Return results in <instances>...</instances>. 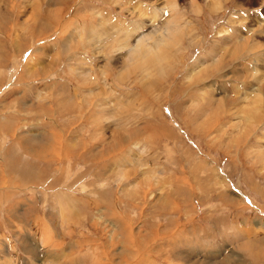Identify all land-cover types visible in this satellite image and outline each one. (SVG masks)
<instances>
[{
    "label": "rangeland",
    "instance_id": "obj_1",
    "mask_svg": "<svg viewBox=\"0 0 264 264\" xmlns=\"http://www.w3.org/2000/svg\"><path fill=\"white\" fill-rule=\"evenodd\" d=\"M216 1L0 0V264H264V0Z\"/></svg>",
    "mask_w": 264,
    "mask_h": 264
},
{
    "label": "bare ground",
    "instance_id": "obj_2",
    "mask_svg": "<svg viewBox=\"0 0 264 264\" xmlns=\"http://www.w3.org/2000/svg\"><path fill=\"white\" fill-rule=\"evenodd\" d=\"M207 6L211 9V10H213V11H219V9H220V4H219V2H217L216 0H207ZM195 7V5L193 4V3H191V9L192 8H194ZM166 9H160V10H158V11H154V17H153V22L152 23H155V22H157L161 17H162V15H163V12L165 11ZM168 11L171 13L169 16H168V18H167V20H164L161 24H160V36H161V33L162 32H165L166 33V35L164 36V38H165V42H164V40L163 41H161L160 43L163 45L164 44V46H165V44H168L169 42L171 43H173V40H179L180 39V37H181V35H182V30H181V28H180V26H179V18H177V16H178V14L176 13V10L174 9V8H172V9H168ZM196 12H198V10L196 11ZM110 19V18H109ZM112 19V18H111ZM150 19V18H149ZM118 20V19H117ZM117 20H114V21H117ZM150 21H151V19H150ZM109 22H111V21H109ZM118 22V21H117ZM114 23V22H113ZM112 23V24H113ZM119 24L120 23H122V22H120V19H119V22H118ZM118 23H116L115 22V24H117L118 25ZM116 25V26H117ZM121 25V24H120ZM131 25V24H130ZM130 25H129V27H130ZM114 26L113 25V28L115 27V28H117V27H119V26ZM135 26L137 27V24H135ZM134 26V27H135ZM139 26V25H138ZM257 26H258V28L260 27L261 28V24H259V23H257ZM121 27V26H120ZM119 27V28H120ZM101 28V27H100ZM124 28V27H123ZM139 29H141V28H139ZM116 30V29H115ZM119 29H117V31H118ZM120 30H122V29H120ZM125 30H126V28H125ZM130 30V29H129ZM237 30V29H236ZM248 30V29H247ZM258 30V29H257ZM260 30V29H259ZM102 31V30H101ZM104 31V30H103ZM116 31V32H117ZM122 31H124V29L122 30ZM105 32V31H104ZM103 32V33H104ZM128 32V31H127ZM228 32V31H227ZM238 32V31H237ZM93 33V32H92ZM99 33V32H98ZM129 34L130 33H132V31H129L128 32ZM221 34H222V32H220ZM235 33V32H234ZM100 34H101V32H100ZM124 34V33H123ZM244 34V33H243ZM93 35V34H92ZM127 35V34H126ZM226 35V34H225ZM246 35V34H245ZM118 36H119V34H118ZM124 36V35H123ZM241 36V35H240ZM90 37V36H89ZM129 38H130V36H128ZM142 37H144V36H142ZM162 38H163V36H161ZM94 38V37H93ZM100 38H101V36H100ZM125 38V37H124ZM123 38V39H124ZM141 37H139L138 39H140ZM151 38H153V37H151ZM151 38H150V40H151ZM137 39V40H138ZM235 39V38H234ZM125 40V39H124ZM123 40V42H125ZM239 40V39H238ZM94 41V40H93ZM101 42H103V41H101ZM100 41H99V43H101ZM122 42V40H120L119 41V43H121ZM123 42H122V44H123ZM127 42V41H126ZM248 42V41H247ZM91 43V42H90ZM147 43V42H146ZM160 43L158 44V45H160ZM176 44L178 43V42H175ZM118 44V43H117ZM140 44V45H139ZM139 44H137L136 45V47H137V52L139 51V48L140 49H144L145 48V46H144V44L140 41L139 42ZM102 45V44H101ZM101 45H99L100 47H101ZM121 45V44H120ZM124 46H125V43L123 44ZM129 44L127 43L126 44V46H128ZM237 45V44H236ZM241 45V44H240ZM96 46H97V44H96ZM98 46V47H99ZM122 46V45H121ZM126 46L124 47V49L126 48ZM140 46H142V48L140 47ZM171 46V45H170ZM242 46V45H241ZM256 46V45H255ZM103 47V46H102ZM119 48H120V46H118ZM123 47V46H122ZM139 47V48H138ZM240 47V46H239ZM114 49V48H113ZM124 49H121V50H124ZM136 49V48H135ZM134 49V50H135ZM159 49H160V47H157V51H159ZM162 49V48H161ZM241 49H243V48H241ZM256 49V48H255ZM129 50V49H128ZM148 50V49H147ZM150 50V49H149ZM147 51L144 55H142L141 53L139 54V52L138 53H136V51H135V53H133V51H130V53H128V56H130V58L132 57V63H133V65H136V66H139V67H142L141 68V70H143V64L142 63H144V60L150 55V53H153V52H151V51ZM170 50H172V49H170ZM244 50V49H243ZM258 50V49H257ZM141 51V50H140ZM155 51V50H154ZM238 51V50H237ZM160 52V51H159ZM163 52V51H162ZM165 53V52H164ZM171 53V52H170ZM154 54V53H153ZM152 54V55H153ZM155 54H157V60L159 59V57L160 58H162V53H158V52H155ZM166 54V53H165ZM170 55V54H169ZM169 55L167 56V57H169ZM237 55V54H236ZM127 56V57H128ZM154 56V55H153ZM137 57H140V58H137ZM150 57H151V55H150ZM236 57V56H235ZM238 57V56H237ZM154 58V57H153ZM164 58V57H163ZM175 59V58H174ZM129 60V59H128ZM150 60H152L151 58H150ZM155 60H156V58H155ZM155 60H153V61H155ZM160 60V59H159ZM221 60H222V58H221ZM164 61V60H163ZM175 61H177V60H175ZM174 61V62H175ZM134 62H138V64H135ZM157 62V61H156ZM161 62V61H160ZM171 62H172V60H171ZM170 62V63H171ZM174 62H173V64H174ZM209 62V63H208ZM246 62H248V61H246ZM129 63H130V61H129ZM150 63H152V62H150ZM204 64V67L202 68L203 70H202V72H209V73H211V70H213V69H217V65H216V62H215V60H214V58H213V60H204L203 62H201V64ZM245 63V62H244ZM156 64V63H155ZM160 64V63H159ZM163 64V63H162ZM200 64V63H199ZM206 64V65H205ZM250 64H251V62H250ZM157 65H158V63H157ZM167 65V64H166ZM170 65V64H169ZM248 65H249V63H247V65H246V67H248ZM197 66V65H196ZM195 66V67H196ZM215 66V67H214ZM244 66H245V64H244ZM263 66V65H262ZM138 67V68H139ZM160 67V66H159ZM170 67H171V65H170ZM245 67V68H246ZM105 68V67H104ZM138 68H136V69H138ZM168 68V67H167ZM241 68V67H240ZM251 68V67H250ZM249 68V69H250ZM254 68V67H253ZM135 69V68H134ZM133 69V70H134ZM162 69V68H161ZM169 69V68H168ZM172 69V68H171ZM200 69V68H199ZM255 69V68H254ZM252 70V69H251ZM264 70V69H263ZM143 71H145V70H143ZM192 72H194V68H192V70H191ZM198 71V70H197ZM196 71V72H197ZM244 71V70H243ZM250 71V70H249ZM248 71V72H249ZM253 71H255L254 72V75L256 76L257 74H260V72L258 73V71H256V70H253ZM201 72V71H200ZM143 73V72H142ZM263 73H264V71H263ZM146 74H147V72H146ZM240 75V74H239ZM250 75V74H249ZM261 75V74H260ZM243 76H245V75H243ZM261 76H263V75H261ZM143 77V76H142ZM151 77V76H150ZM234 77V76H233ZM242 77V76H241ZM84 78V77H83ZM149 78V77H148ZM253 79L255 78V77H252ZM252 78H251V76H248V75H246V81H249V82H253L252 81ZM263 78V77H262ZM260 76H259V79H257V82L259 83V85L255 88V89H253V90H251V91H249V89H250V87L248 88L247 86L245 87V88H248L247 90H244L245 88H242V86L243 85H241V87L240 88H238V90H232V93H231V96L233 97V96H235V98L234 99H236V101H234L235 102V104H236V106H240V109L241 110H244L245 109V114L244 115H242V114H240L239 112V114L240 115H242V116H244V119H245V121L248 123V124H250V125H254L253 123L254 122H256L257 124L260 122V120L264 117V116H262L263 115V110H264V82H263V80L264 79H262ZM242 80V79H241ZM255 80H256V78H255ZM79 81V80H78ZM238 81V80H237ZM81 82V81H80ZM150 84V83H149ZM240 85V84H239ZM150 86H152V85H150ZM245 86V85H244ZM254 86V85H253ZM81 88V87H80ZM152 88V87H151ZM149 89V88H148ZM144 90V89H143ZM147 90V89H146ZM89 91V90H88ZM149 92L147 91V94H148ZM250 93L252 94V96L250 95ZM145 94H146V92H145ZM222 93H220V95H221ZM200 95H201V98L202 99H204L203 98V95H202V93H200ZM219 95V94H218ZM217 95V96H218ZM231 96H229V97H231ZM239 96V97H238ZM224 99H226L227 100V98H223L222 96L221 97H219L218 96V98H216L215 100L213 99V98H208V99H206V100H210V101H208V104L207 105H209V106H215L216 105V102H214V101H220V103L222 102V101H224ZM228 100H230V99H228ZM232 100V99H231ZM207 102V101H206ZM228 102V101H227ZM226 102V103H227ZM206 105V104H205ZM228 105V104H227ZM231 105H232V102H231ZM213 106V107H214ZM217 106V105H216ZM236 106H234V107H236ZM215 108H213V110H214ZM212 110V111H213ZM232 112V111H231ZM237 113V114H238ZM123 130H125V129H123ZM59 199V198H58ZM247 243H245V245H246ZM243 248H244V246H243Z\"/></svg>",
    "mask_w": 264,
    "mask_h": 264
},
{
    "label": "crops",
    "instance_id": "obj_3",
    "mask_svg": "<svg viewBox=\"0 0 264 264\" xmlns=\"http://www.w3.org/2000/svg\"><path fill=\"white\" fill-rule=\"evenodd\" d=\"M1 134V133H0ZM2 147H0V149H1Z\"/></svg>",
    "mask_w": 264,
    "mask_h": 264
}]
</instances>
